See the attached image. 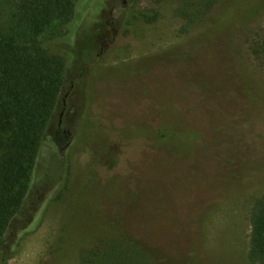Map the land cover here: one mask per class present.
<instances>
[{"label":"rangeland","instance_id":"374dc122","mask_svg":"<svg viewBox=\"0 0 264 264\" xmlns=\"http://www.w3.org/2000/svg\"><path fill=\"white\" fill-rule=\"evenodd\" d=\"M238 1L220 3L181 36L177 10L185 0H97L69 43L46 42L64 55L68 73L24 225L55 191L65 163L69 170L60 197L7 264H84V253L120 238L157 264H256L251 218L264 195V65L253 51L264 42V6L255 15L237 10L217 30ZM148 11L155 22L139 15ZM57 128L68 131L63 147L53 140ZM161 128L171 138L159 144ZM145 129L154 130L147 139Z\"/></svg>","mask_w":264,"mask_h":264},{"label":"trees","instance_id":"16d2710c","mask_svg":"<svg viewBox=\"0 0 264 264\" xmlns=\"http://www.w3.org/2000/svg\"><path fill=\"white\" fill-rule=\"evenodd\" d=\"M151 1L160 4L164 0ZM224 1L185 0L177 10L183 21L181 36L201 25ZM94 3L97 0H0V264H7L6 256L14 255L21 242L38 228L48 202L66 184L68 163L59 170L55 191L36 204L30 222L24 225L40 150L68 73L64 55L47 49L46 42L69 43L86 6ZM263 6L264 0H239L223 14L216 29L229 27L238 11L255 15ZM153 13L139 15L153 23ZM257 46L253 52L264 65V42ZM162 110L170 113L166 107ZM167 130L156 131L159 144L171 138ZM150 131L154 130L145 129L141 138L152 136ZM67 139L61 128L55 130L53 140L58 147L65 146ZM127 142L123 138V143ZM251 221L250 259L264 264V195L254 206ZM105 244L104 249L84 253V264H157L150 253L128 238Z\"/></svg>","mask_w":264,"mask_h":264},{"label":"flooded vegetation","instance_id":"af4514ba","mask_svg":"<svg viewBox=\"0 0 264 264\" xmlns=\"http://www.w3.org/2000/svg\"><path fill=\"white\" fill-rule=\"evenodd\" d=\"M125 4V1H123V5ZM64 132V134H66V133H68V131H63Z\"/></svg>","mask_w":264,"mask_h":264},{"label":"water","instance_id":"95a60500","mask_svg":"<svg viewBox=\"0 0 264 264\" xmlns=\"http://www.w3.org/2000/svg\"><path fill=\"white\" fill-rule=\"evenodd\" d=\"M68 146V145H67Z\"/></svg>","mask_w":264,"mask_h":264}]
</instances>
